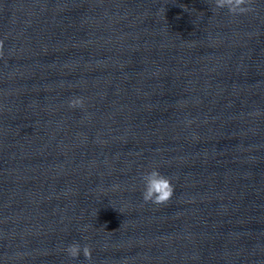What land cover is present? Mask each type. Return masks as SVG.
Instances as JSON below:
<instances>
[{"label": "clouds", "instance_id": "9594fccd", "mask_svg": "<svg viewBox=\"0 0 264 264\" xmlns=\"http://www.w3.org/2000/svg\"><path fill=\"white\" fill-rule=\"evenodd\" d=\"M251 0H211V8L213 11L226 9L229 14L243 15L251 11ZM4 42L0 40V55H3ZM70 108H82L84 106L83 97H74L68 101ZM143 181L142 199L145 203H152L154 205H166L174 195V185L171 178L162 174L158 168H152L146 171L141 177ZM64 251L73 259L78 258L83 254L85 259L90 260L92 250L85 245L81 248L79 243L69 244Z\"/></svg>", "mask_w": 264, "mask_h": 264}]
</instances>
